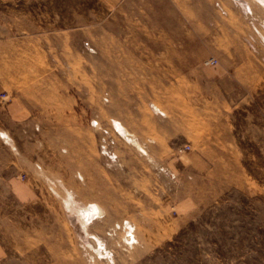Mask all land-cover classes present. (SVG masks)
Here are the masks:
<instances>
[{
    "label": "rangeland",
    "instance_id": "374dc122",
    "mask_svg": "<svg viewBox=\"0 0 264 264\" xmlns=\"http://www.w3.org/2000/svg\"><path fill=\"white\" fill-rule=\"evenodd\" d=\"M209 75L246 82L218 97ZM0 244V264H264V0H0Z\"/></svg>",
    "mask_w": 264,
    "mask_h": 264
},
{
    "label": "crops",
    "instance_id": "0c3cea01",
    "mask_svg": "<svg viewBox=\"0 0 264 264\" xmlns=\"http://www.w3.org/2000/svg\"><path fill=\"white\" fill-rule=\"evenodd\" d=\"M208 78H209V82L213 84L214 96L216 95L218 97H226V96L233 94L236 91L237 87L240 86L241 83L246 82L242 75L240 76H237V75H209ZM215 106L216 107L223 106V103L216 104ZM7 107L10 112V115H11V112H12L13 117L15 115H18V110L15 109V106L13 104L8 105ZM21 111L23 114H25L23 110ZM25 118H28V117H26V115L22 116V119H25ZM194 174H196L197 176H204L202 174V171L199 169H196V172ZM16 192L22 198V194L19 192V190H17ZM192 205L195 206V204H192ZM1 257H2V245L0 244V258Z\"/></svg>",
    "mask_w": 264,
    "mask_h": 264
},
{
    "label": "built area",
    "instance_id": "2783aa9c",
    "mask_svg": "<svg viewBox=\"0 0 264 264\" xmlns=\"http://www.w3.org/2000/svg\"><path fill=\"white\" fill-rule=\"evenodd\" d=\"M213 63H214L213 60H211V61H206V64H213ZM1 98H2V101L7 100V96H6V94L2 93ZM185 148L188 149L189 146L186 145V146L180 147L178 150H179V151H183ZM21 177L24 178V175L21 176Z\"/></svg>",
    "mask_w": 264,
    "mask_h": 264
}]
</instances>
